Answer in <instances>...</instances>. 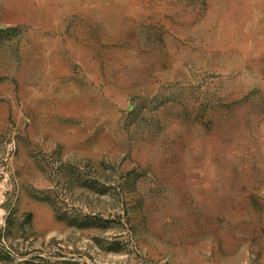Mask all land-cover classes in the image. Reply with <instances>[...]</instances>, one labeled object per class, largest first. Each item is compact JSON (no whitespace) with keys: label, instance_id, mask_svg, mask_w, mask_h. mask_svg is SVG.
<instances>
[{"label":"rangeland","instance_id":"obj_1","mask_svg":"<svg viewBox=\"0 0 264 264\" xmlns=\"http://www.w3.org/2000/svg\"><path fill=\"white\" fill-rule=\"evenodd\" d=\"M0 264H264V0H0Z\"/></svg>","mask_w":264,"mask_h":264}]
</instances>
